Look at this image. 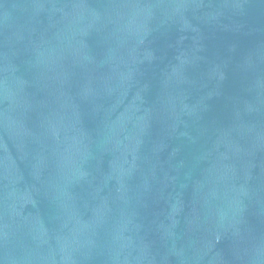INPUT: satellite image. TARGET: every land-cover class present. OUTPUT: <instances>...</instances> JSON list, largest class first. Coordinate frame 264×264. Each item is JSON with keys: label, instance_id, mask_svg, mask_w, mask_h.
<instances>
[{"label": "water", "instance_id": "1", "mask_svg": "<svg viewBox=\"0 0 264 264\" xmlns=\"http://www.w3.org/2000/svg\"><path fill=\"white\" fill-rule=\"evenodd\" d=\"M0 264H264V0H0Z\"/></svg>", "mask_w": 264, "mask_h": 264}]
</instances>
